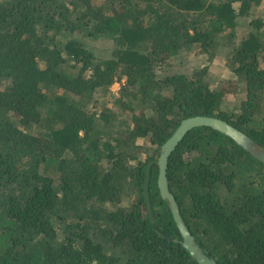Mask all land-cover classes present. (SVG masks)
Listing matches in <instances>:
<instances>
[{
    "label": "trees",
    "instance_id": "16d2710c",
    "mask_svg": "<svg viewBox=\"0 0 264 264\" xmlns=\"http://www.w3.org/2000/svg\"><path fill=\"white\" fill-rule=\"evenodd\" d=\"M262 3L0 0V264H197L179 244L156 164L150 221L145 170L195 116L219 118L264 147V18H249ZM238 18L250 20L234 40ZM225 34L234 88L208 87L211 63L165 75L192 49L209 62ZM242 92L235 109L223 107ZM166 177L209 257L264 264L262 163L198 127L171 154Z\"/></svg>",
    "mask_w": 264,
    "mask_h": 264
},
{
    "label": "water",
    "instance_id": "95a60500",
    "mask_svg": "<svg viewBox=\"0 0 264 264\" xmlns=\"http://www.w3.org/2000/svg\"><path fill=\"white\" fill-rule=\"evenodd\" d=\"M208 127L233 140L240 148L252 156L254 159L264 165V147L251 139L249 136L231 126L227 122L213 116H195L180 122L173 134L160 146L159 154L156 161H150L145 170V179L143 184V194L145 200L146 213L151 222L154 217L149 199V180L151 168L156 164L158 169L157 188L159 195L166 202L173 221L181 236L179 244L189 253L197 264H217L216 261L209 257L196 243L194 236L184 224L179 212L177 202L171 193L166 177V170L171 154L175 151L178 144L185 135L194 128ZM171 239V238H169Z\"/></svg>",
    "mask_w": 264,
    "mask_h": 264
},
{
    "label": "rangeland",
    "instance_id": "374dc122",
    "mask_svg": "<svg viewBox=\"0 0 264 264\" xmlns=\"http://www.w3.org/2000/svg\"><path fill=\"white\" fill-rule=\"evenodd\" d=\"M251 19H257V18H264V0L263 3L260 5L257 9H251ZM249 18H238L236 20L237 29L235 31V35L233 36L234 40H239L241 34L245 31V28L248 27V21ZM228 41L229 38L225 34L218 39V45L216 47L215 54L212 55V59L209 60L208 57H206L204 54H201L198 52L197 49H192L189 52L183 53L182 55H179L176 58H173L170 61L169 66L164 71L165 75L170 74H185L187 76H190L195 70L201 69L204 65V63H211V68L208 70V73L206 75V82L208 84V87L212 90H219L220 87L223 85H230L232 88H234V82L235 77L233 73H231V70L227 67V61H228ZM96 46V47H95ZM94 47V49L97 50H103L104 48H109L110 46L106 45L105 43L100 44H90L89 48ZM214 58V59H213ZM206 65V64H205ZM227 87V88H231ZM120 88V85L118 83H114L109 90L111 93H113L114 96H117V92ZM243 90V88H241ZM243 97V92L236 93V94H227L224 97V100L222 101L223 107L230 110L235 109V107L240 103L241 99ZM141 144V143H140ZM143 148V146H142ZM144 156V155H142Z\"/></svg>",
    "mask_w": 264,
    "mask_h": 264
},
{
    "label": "crops",
    "instance_id": "0c3cea01",
    "mask_svg": "<svg viewBox=\"0 0 264 264\" xmlns=\"http://www.w3.org/2000/svg\"><path fill=\"white\" fill-rule=\"evenodd\" d=\"M246 28H248V27H246ZM214 59V58H213Z\"/></svg>",
    "mask_w": 264,
    "mask_h": 264
}]
</instances>
